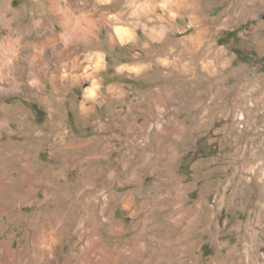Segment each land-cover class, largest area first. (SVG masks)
<instances>
[{"label": "rangeland", "instance_id": "1", "mask_svg": "<svg viewBox=\"0 0 264 264\" xmlns=\"http://www.w3.org/2000/svg\"><path fill=\"white\" fill-rule=\"evenodd\" d=\"M71 2L76 17L98 2L95 21L111 20L78 48L104 66L93 80H50L52 64L39 86L0 80V168L16 183L0 220L14 257L0 249V264H264V0ZM9 3L19 15L0 40L33 42L37 20L61 29L47 0ZM192 224L196 247L173 249ZM40 231L58 237L37 263Z\"/></svg>", "mask_w": 264, "mask_h": 264}, {"label": "bare ground", "instance_id": "2", "mask_svg": "<svg viewBox=\"0 0 264 264\" xmlns=\"http://www.w3.org/2000/svg\"><path fill=\"white\" fill-rule=\"evenodd\" d=\"M47 1L49 3L50 9L57 14L58 24L60 25L61 29L58 30L56 27H51L46 25L45 20L44 21L37 20L34 22L35 26H33L32 24L27 27L28 33H30L31 35H35L34 33L37 34L38 38L33 42L29 41L28 39L29 43L22 44L23 38L13 40L12 34H9L4 38L2 37L3 39L0 40V80L2 82H8V83L13 82L18 85L19 83H21L20 79L22 80L25 79L26 76L27 77L32 76V78H29L30 83L39 86L40 84L39 75L40 74L46 75L47 73H49L50 72L49 69L51 67L50 64L54 65V69L52 68L53 71L50 73L52 74L49 77L50 80L51 78H53L54 80V79H61L62 77L72 82H78L87 79L93 80L95 79L98 70H100L104 66V55L99 51L88 52L87 54H85V57L83 55L84 60H80L81 58L79 59L78 56L79 55L78 48L84 45L91 46V44L94 42V37L96 32L95 28L99 26H109V24L111 23L110 22L111 20H109V18L104 13H102L104 17L100 19L99 22L95 21L94 13L100 11L101 10L100 7L102 5H99L98 2H95V4L93 5V10H90L87 7H79V5H77L76 10H80L82 13H86V16L76 17L75 15L76 11L73 12V8L71 6L72 5L71 0H47ZM125 14L126 12L124 10L119 12V16H123ZM18 15H19L18 11L16 12L11 9L9 0H0V24H7L9 21L11 20L13 21L16 18H18ZM34 29L36 31H34ZM117 34H118L117 37H119V39L122 41H126L131 38V34L127 31L118 32ZM17 43L21 45V47L20 46L19 47L23 50H25L24 48H28L29 46H32L34 49L33 51L34 53H31L29 55L22 54V56L18 57L17 55H19V53L16 52L17 50L15 48V44ZM5 49L11 51L10 56L7 55ZM50 58L52 59L51 62L49 60ZM86 60L90 61L91 63L92 62L95 63L92 66L91 70L88 69V67H84V69L82 70L83 72H76V70L80 71V69L83 68V62H85ZM61 66L63 68L62 70L61 68H59ZM85 95H86L85 99L82 101L83 111L88 110L87 104L92 99V97H94L91 89L88 90L87 94ZM23 166L27 168L28 165L23 164ZM0 170L2 171L0 173V220H1L5 210L10 206V199L16 197L15 196L16 183L11 168L9 167L6 168V166H2ZM27 179L28 176H23L20 178L18 183L24 182ZM30 192H31V188H27L25 190V195L27 196ZM11 216H13V214ZM39 226L41 227V225ZM45 231L44 233H41L40 231L39 233H36L34 235V241H33L34 243L32 244L33 251L31 255L32 258L37 263H39V261L44 257L43 254L45 255V249L43 248V245L47 244V242H49L50 240L55 241V238L58 237L55 236L49 240V238L45 235ZM0 235H1V231H0ZM56 235L58 234L56 233ZM0 249L8 251L7 253L10 260H13L14 252L11 250L12 249L11 245L6 246V243H0ZM36 249L38 251H36ZM89 253L87 250L86 254ZM54 258L56 259V257ZM47 260L48 259L46 258V261ZM69 261H70V257L69 260L65 262V264H70ZM43 262L45 263V261Z\"/></svg>", "mask_w": 264, "mask_h": 264}, {"label": "crops", "instance_id": "3", "mask_svg": "<svg viewBox=\"0 0 264 264\" xmlns=\"http://www.w3.org/2000/svg\"><path fill=\"white\" fill-rule=\"evenodd\" d=\"M231 34V33H230ZM171 219V218H170ZM169 219V220H170ZM170 222H172V220H170ZM172 225H175L177 226V224H173ZM193 225V226H192ZM190 226V228L188 227L187 230H183L181 231L182 233H180V235L177 236V239H175V244L173 246V249H176L177 251L178 250H181V251H184V250H191V249H194L196 246H195V241H190L188 237L192 236L193 233L196 231V228H195V224H192ZM137 243V242H136ZM138 244V243H137ZM136 244V248L135 246H133L134 249H143L146 244L143 242H141V246H139V244L137 245ZM167 244V243H166ZM172 244V243H170ZM130 245V243L128 244ZM131 246V245H130ZM156 246V245H155ZM147 247V246H146ZM128 249H131L127 246ZM133 250V249H132ZM129 251V250H128ZM202 255H203V252H202ZM163 258V257H162ZM162 258H156L154 260V264H162L164 261L162 260ZM167 260H170L171 264H173L174 262V259H176L175 257H170V258H166ZM165 259V260H166ZM166 260V261H167ZM201 260V258H196L194 255H189L187 256L186 254H183L182 258L179 257L176 261L177 263L175 262V264H199V261ZM165 264V263H164Z\"/></svg>", "mask_w": 264, "mask_h": 264}]
</instances>
